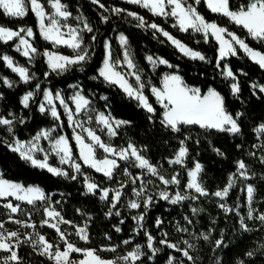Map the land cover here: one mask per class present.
<instances>
[{
    "label": "snow or ice",
    "instance_id": "snow-or-ice-1",
    "mask_svg": "<svg viewBox=\"0 0 264 264\" xmlns=\"http://www.w3.org/2000/svg\"><path fill=\"white\" fill-rule=\"evenodd\" d=\"M202 2L210 12L227 17L232 23L246 30L247 35L253 41L264 45V0H248L246 4L240 5L237 10H232L231 0H194V3H189L188 0H126L128 4L138 5L140 8L147 10L153 17H162L166 20L171 18L173 20L171 26L178 28L182 33L200 34L205 43H209L210 38L215 40L218 44L216 56L217 68H221V62L226 58L238 56L239 49L248 59L258 65L261 70H264V51L254 49L243 38L227 28L221 27L215 21H208L195 6ZM91 3L98 4L105 13L110 11L115 16L125 14L127 17H131L138 22L137 27L145 30H153L154 38L157 34L163 36L182 56L205 63L210 62L203 53L189 47L182 40L165 30L161 25L155 22H147L139 13L119 7L109 9L101 4L100 0H91ZM48 4L54 10L51 13L45 10V5L41 0H0V12L9 18L23 19L28 14L30 5V11L37 19L39 35L42 39L52 44L54 48L57 46L70 48L73 51L72 56L61 55L47 49L41 54L32 43L35 35L31 27L12 29L0 25V42L7 44L15 40L14 50L29 61L37 55H42L45 58L49 70L57 74L68 72L74 67L83 71L84 65L91 61L94 54V49L89 43L85 42V34L91 35V43L94 44L98 39L96 30L86 17L82 15L73 17L69 6L63 3L62 0H48ZM73 18L76 21L75 25L68 22ZM100 19L102 22L107 23L109 16L102 14ZM117 40L121 55L119 57L113 55L111 40L105 38L103 42L104 58L101 66L91 79L102 80L108 86L118 87L127 97L138 101L139 106L148 113H154L155 109L145 95V89L148 88V84L143 79V69L136 63L128 37L120 33ZM145 60L153 70L160 66H166L170 69L174 68L169 61L160 56L147 55ZM0 61L11 72L17 74L21 82L28 84L35 79V73H30L27 67L17 64L11 56L7 54L0 55ZM241 74L246 75L242 70ZM222 75L225 79L230 78L234 81L231 83L230 89L233 96L238 97L241 88L236 74L228 64L223 65ZM44 76L47 78L49 73L45 72ZM133 80L134 84L130 82ZM0 81H2L3 86L8 88L15 86V82L7 77H0ZM162 83V88L151 86L149 90L164 109L161 120V124L164 127L170 128L171 131L177 133L180 132L182 125L199 126L200 129L215 130L228 133L232 136H239L243 133L240 121L244 113L237 111L233 115L229 112L225 106V98L212 87H209L207 92L202 94L200 89L188 87L182 77L175 72L165 74L162 78ZM249 86L252 89L253 96H257L258 93H264V84L253 82ZM71 87L74 89L72 95L65 97L62 91L53 92L48 88L41 89V85L37 83L34 90L27 91L20 98L21 106L27 109L32 103H36L35 97L37 92L42 91L43 98L39 101L38 111L41 114L50 115L54 121L60 122L59 124H54L51 128L40 129L27 141L19 140L14 133L15 123H25L23 117H17L12 112H8L7 115H0V126L6 128L8 135L12 137L10 141H4V144L10 151L17 153L22 160L29 162L33 167L47 170V172L54 176H63L72 180L77 179V174L83 175L82 164L94 169L97 173H102L106 179L113 180L117 170L120 168L118 161L132 163L133 167L144 170V172L143 174L132 176L128 168H124L123 175L128 178V182L135 185L139 181V186L132 188V194L136 198L128 201L127 207L129 209L143 207L147 210L155 202L153 195L149 194L147 189V186L153 184L154 181L143 178L144 175H150L155 177L160 185H163L156 193V196L160 200L176 205L189 199L193 201L198 200L201 196H214L218 198L217 206L226 215L234 213L238 216L240 228L243 231H251L246 224V219L259 220L261 224H264V213L256 214L257 210L253 207L256 188L251 183H245L252 179L256 173L244 159L235 162L236 170L229 174L227 184L222 189H217L212 193L206 189L200 180L203 166L199 162H196L194 167L187 171L188 182L184 187L185 192L188 194H184L181 191L170 193L168 190L170 185L179 186L181 184L180 174L174 173L170 178L167 177L156 165H153L145 158L142 155V150L138 149L132 142H129L126 147L118 148L104 141L97 134L95 128L86 125H91L94 121L100 130L105 131L107 136L111 138L118 135V129L131 122L116 119L110 111L107 113L103 111L98 112L88 96L83 93L80 85H72ZM2 95L0 93V98H2ZM99 99L107 101L108 97L101 95ZM57 102L59 109H63V114L67 118L68 127L73 130L71 139L75 142L78 151V160L80 162H78L77 157L73 154V148L69 138L66 135H53L57 127H61L63 124ZM70 103L74 107H70ZM107 107V104H105V108ZM252 131L256 139L260 141V143H253L252 149L264 152V122L255 125ZM189 139V136H185L184 139L180 140L178 150H176L173 157L168 159L169 165H179L181 168L185 167V159L189 151L186 141ZM42 140L48 141L47 149L41 147L40 142ZM236 147L240 149L242 146L237 144ZM98 149L104 153L102 159L97 158ZM213 150L218 155H223L219 149L214 148ZM39 153H43L42 159L38 158L37 154ZM246 154L258 159L259 163L264 165V154L258 155L257 151H249ZM52 155L59 158L61 165H68L74 174L69 176V172L63 168L50 165L48 161ZM238 181L244 184V188L246 189L248 205L247 217L240 214L239 204L232 207L226 202L230 190L237 185ZM84 187L89 194H96L98 191L99 198L102 201L110 200V207L106 215H121L118 204L121 202V197L127 188V182H120L119 187L115 189L102 188L94 180L85 175ZM7 197H13L17 201H23L30 205H35L37 201L43 202L46 205L43 209L45 219L41 221V227L46 225L53 228L58 234L59 241L63 242L64 248L61 250L58 246L48 242L44 235L35 231L26 234L24 241L20 240V233L17 231L8 232L7 235L3 231H0V252L9 253L6 256H0V264H22V258L18 255V251L15 250L22 243L30 244L40 255L47 256L55 264H137L138 261L140 264H146L147 261L151 260L160 251L154 244L155 237L147 230H144L143 221L147 214L146 211L141 212L138 216H133L132 219L137 225V229L134 231L144 230L146 246L150 254H146L141 250V245L136 244L131 251H128L123 256L117 257L116 260H104L96 254L95 249H81L70 242L66 231H62L60 225H72V222L66 220L51 206V198L39 186H23L0 179V198ZM3 206L10 209L11 213L22 210L19 204L13 205L11 201ZM200 211L201 209L196 207L191 209L194 215ZM184 219L188 224L192 223V220L188 216H185ZM14 222L21 224L22 227H31L33 229L36 227L32 223L18 220ZM121 223H124V221L121 220ZM155 223L157 228H160L163 221L161 218H157ZM73 226L76 228V235L79 239L87 242L89 239L87 223L83 226ZM3 228L4 225L0 222V230ZM115 230L117 232L121 231L119 227ZM177 231L187 232L188 229L178 225ZM199 235L204 240H208L211 232H201ZM167 236L168 234L164 233L163 238L159 240V244L168 249L180 252L190 264H195L196 258L190 254V250L195 245L185 240L184 244L186 248L182 249L177 243L170 242ZM106 238L111 239V237ZM13 239H15V242H10ZM122 243L128 245L132 241L129 239L124 240ZM223 245L224 241L222 238L215 240L216 248ZM54 248L55 250L53 251ZM101 250L114 252L116 248L109 247ZM72 253H81L84 259L78 262L73 261L70 259V254ZM246 255L252 257L255 255V250L247 252ZM167 264H175V257L170 255ZM237 264H244V261L238 260Z\"/></svg>",
    "mask_w": 264,
    "mask_h": 264
},
{
    "label": "trees",
    "instance_id": "trees-1",
    "mask_svg": "<svg viewBox=\"0 0 264 264\" xmlns=\"http://www.w3.org/2000/svg\"><path fill=\"white\" fill-rule=\"evenodd\" d=\"M48 0H41L47 7ZM69 6L73 15L80 14L87 18L96 30L97 41L91 43V35L85 34V42L89 43L94 49V54L89 63L84 65V70L80 71L77 67L72 68L63 74L52 72L47 67L45 58L37 55L32 61L20 55L14 50V41L7 44L0 42V55L7 54L16 62L27 66L30 73H35V79L25 84L19 80V77L11 72L2 61H0V77H7L15 82V86L8 88L2 85L0 81V115H7L8 112L14 113L17 117H23L24 124L15 123L14 133L19 140L28 139L36 134L41 128H50L59 121H54L50 115L41 114L38 111L39 101L42 99V91L37 92L35 100L27 109L20 104V98L29 90H34L37 83L41 89L48 88L55 92L61 90L65 97H68L72 84L81 86L83 93L91 100L92 105L97 111L108 112L120 120H127L131 123L118 129V135L113 137L110 142L117 147H125L132 142L138 149L142 150L145 156L153 165H156L160 171L167 177L174 173L180 174L181 184L177 188L185 191L187 182V171L194 167L196 162L203 166L200 180L206 189L212 193L217 189H222L227 184V178L230 173L235 172V162L244 159L252 168L256 175L246 181L255 186L254 207L257 212L264 210V165H261L258 159L248 156L249 151H257L258 155L264 154L260 150L252 149L253 143H260L253 134L252 129L260 122H264V93L252 95L250 84L253 82L264 84V70L248 59L242 51L238 49V56L228 57L221 62V68L216 67V56L218 44L210 38L209 43L203 41L200 34L182 33L178 28L171 25L173 20H167L162 17H153L147 10L140 8L138 5L126 3L124 0H100V3L111 9L119 7L132 12L139 13L147 22H155L169 31L176 38L182 40L189 47L203 53L209 63L200 60H192L182 56L166 39L157 34L153 37V30H145L137 27V21L125 14L120 16L113 15L110 11L105 13L98 4L91 3V0H62ZM194 3V0H188ZM248 0H231L232 10H237L240 5L246 4ZM198 11L204 15L208 21H215L221 27L234 32L243 38L251 47L264 51V45L253 41L246 30L232 23L227 17L212 13L202 2L195 5ZM109 16L107 23L101 21V15ZM0 25L16 29L20 26L33 28L35 39L33 45L42 54L45 49L56 50L70 53L68 49L62 47H53L49 42L44 41L39 35L36 25V17L30 11L23 19L9 18L0 12ZM123 33L128 37L132 52L135 56L136 63L143 69V78L158 86L163 74L175 72L180 75L184 83L188 86L196 87L204 93L209 87H212L225 98V106L233 115L237 111L243 112L244 116L240 123L243 133L239 136H232L228 133L218 132L215 130L200 129L199 126L182 125L180 132H173L161 124L162 107L157 103L155 97L151 94L149 88L145 89V95L149 103L154 107V113H148L139 106L138 101L127 97L118 87L108 86L102 80H92L91 77L96 74L97 69L101 66L104 58L103 42L105 38L111 40L113 55L119 57L120 46L117 42L116 35ZM163 41V42H162ZM198 41V42H197ZM147 55L160 56L169 61L174 68L160 66L153 70L145 60ZM228 64L236 74L241 92L239 96H233L230 85L234 81L225 79L222 75L223 65ZM241 70L246 75L241 74ZM48 72L49 76L45 78L44 73ZM107 96L108 100L104 101L99 97ZM107 104V108H105ZM61 112L63 124L57 127L53 133L54 136L64 133L73 148V154L78 160V151L75 142L72 141V130L68 127L66 116ZM151 117V119H149ZM10 118V117H9ZM6 136H9L6 128L0 126V172L2 178L21 183L24 186H39L51 199L54 208L66 219L77 225L87 223L89 239L87 242L78 239L75 235H70V239L81 247L94 248L105 257H111L118 253H124L136 244L142 246L144 252L150 254L146 246V237L144 230H147L155 237L154 244L160 251L153 256L152 260L146 264H164L174 251L159 244L163 234L173 232L175 226L185 221L184 217L188 216L192 223L189 227L197 233L195 247L192 256L196 258L195 264H237L238 260H243L244 264H264V224L259 220H247L246 224L251 231H243L240 228L239 218L234 213L225 214L217 206L218 198L214 196L199 197L195 200L193 207L201 209L198 214H193L188 204L183 201L172 205L167 201L160 200L153 196L155 202L149 209L143 207L135 210L127 207V202L131 198L132 184L128 178L123 176L124 168H129L132 176L143 174L144 170L133 167L132 163L119 161L120 168L117 170L113 180L106 179L103 174L82 164L83 175L77 174V179L72 180L63 176H54L47 170L31 166L29 162L22 160L17 153L9 150L4 144ZM185 136L190 139L186 141L188 147V156L185 159V167L179 165H169L168 159L173 157L180 146V140ZM9 138H12L9 136ZM199 141V143H197ZM237 144L242 147L238 149ZM219 149L223 155H218L213 149ZM78 162H80L78 160ZM73 175L69 173V176ZM84 175L90 177L102 188H116L120 182H127V188L118 204L121 212L120 216H108L106 213L110 207V200L102 201L99 198V192L89 194L84 187ZM111 196V193H110ZM59 202V203H57ZM226 202L234 207L240 205V214H246V197L244 184L237 182V185L230 190ZM45 204L37 201L35 205L21 203L20 208L24 213L30 214V217L36 225L35 232L44 235L46 240L55 242L58 239L57 232L48 226L41 227L40 222L45 219ZM79 210V211H78ZM115 211V210H114ZM147 212L143 221L144 230L137 229L136 222L132 219L136 213ZM7 217L6 210L0 205V220ZM90 218V219H89ZM161 218L163 224L160 228L156 226V219ZM121 220L124 223H121ZM119 227L120 232L115 229ZM69 228V227H67ZM211 235L208 240H204L199 234L201 232ZM106 237H111L107 239ZM223 239L224 245L216 248L215 240ZM131 239L132 243L124 245V240ZM103 246H115L116 251H102ZM215 249V251H214ZM18 255L22 258V264H55L47 256H42L28 244L22 243L18 249ZM255 250V255L248 257L247 252ZM9 253L0 252V256H6ZM190 264L189 261H187Z\"/></svg>",
    "mask_w": 264,
    "mask_h": 264
},
{
    "label": "rangeland",
    "instance_id": "rangeland-1",
    "mask_svg": "<svg viewBox=\"0 0 264 264\" xmlns=\"http://www.w3.org/2000/svg\"><path fill=\"white\" fill-rule=\"evenodd\" d=\"M124 1H126V0H124ZM47 7L48 8H46L45 7V10L47 11V12H49V13H51V12H53L54 10L53 9H51V7L49 6V4H48V1H47ZM29 9H30V5H29ZM77 15H80V14H76V15H73V17H75V16H77ZM83 16V15H82ZM70 24H72V25H75L76 24V21H75V19L73 18V19H70L69 21H68ZM36 25H37V29H38V24H37V19H36ZM20 27H27V26H20ZM19 28V27H18ZM17 29V28H16ZM38 31H39V29H38ZM119 34L120 33H118L117 35H116V39H117V37L119 36ZM42 38V37H41ZM45 41V40H44ZM47 42V41H46ZM117 42H118V40H117ZM15 43H16V41H15ZM119 44V43H118ZM57 47H62V48H65V49H68L69 51H71L70 53H65V52H60V51H56V50H49V51H53V52H57V53H59V54H61V55H65V56H72L73 55V51L70 49V48H67V47H65V46H57ZM13 48H14V46H13ZM19 53V52H18ZM20 54V53H19ZM120 55H121V50H120ZM119 55V56H120ZM24 57V56H23ZM33 60V59H32ZM31 60V61H32ZM15 61V60H14ZM16 62V61H15ZM17 64H19V65H21V66H24V65H22V64H20V63H18V62H16ZM24 67H27V66H24ZM28 68V67H27ZM29 69V68H28ZM167 74V73H166ZM17 75V74H16ZM165 74H163L162 75V77H161V80H160V84L158 85V86H156V85H153L150 81H149V79L148 78H143L144 79V81L148 84V88L150 89V87L151 86H155V87H157V88H162L163 87V83H162V78H163V76H164ZM18 76V75H17ZM131 83H133L134 84V80L133 81H130ZM72 85H77V84H72ZM71 85V86H72ZM70 86V88L72 89L71 90V92H70V94H69V96L70 95H72V93H73V91H74V89H73V87H71ZM188 86V85H187ZM188 87H191V88H196V87H192V86H188ZM57 91H61V90H57ZM151 92V91H150ZM207 92V91H206ZM206 92H204V93H206ZM204 93H202V94H204ZM152 94V93H151ZM153 95V94H152ZM154 96V95H153ZM155 97V96H154ZM42 98H43V95H42ZM156 99V98H155ZM158 103V102H157ZM159 104V103H158ZM160 105V104H159ZM161 106V105H160ZM57 107H59V105H58V102H57ZM70 107H74V106H72L71 105V103H70ZM162 107V106H161ZM163 109V108H162ZM63 110V109H62ZM163 111H164V109L162 110V113H163ZM99 112V111H98ZM94 115V114H93ZM81 119H83V117H81ZM86 126H91V127H93V128H95L96 129V131H97V134L98 135H100L101 136V138L104 140V141H106V142H108V143H110L111 144V142H110V140L113 138V137H108L107 136V134H106V132L105 131H101L100 130V128L95 124V122L93 121V123L91 124V125H86ZM51 128V127H50ZM41 129H47V128H41ZM72 130V129H71ZM73 131V130H72ZM59 135H65L64 133H62V134H59ZM59 135H57V136H59ZM6 138V140H11L12 138H9V136H6L5 137ZM32 137H30V138H28V139H25V140H21V141H27V140H29V139H31ZM41 147L42 148H45V149H47L48 148V141H45V140H42L41 142ZM113 146H115V145H113ZM115 147H117V146H115ZM126 147V146H125ZM119 148V147H118ZM37 156H38V158H40V159H42L43 158V153H39V154H37ZM104 157V153L102 152V150H97V158L98 159H102ZM49 164L50 165H52V166H54V167H59V168H63L65 171H67V172H69V173H72V174H74L73 172H72V170H71V168L68 166V165H61L60 163H59V158L58 157H56L55 155H52V156H50L49 157ZM119 162V161H118ZM129 169V168H128ZM94 170V169H93ZM124 172V171H123ZM102 174V173H101ZM123 175V174H122ZM85 176V175H84ZM124 176V175H123ZM145 180H153L154 181V183L153 184H150V185H148L147 186V189H148V193L149 194H151V195H153V196H156V193L159 191V189L160 188H162L163 187V185H160V183H159V181L155 178V177H152V176H150V175H144V177H143ZM0 179H3V180H6V179H4V178H2V176H1V172H0ZM7 181H9V180H7ZM9 182H12V183H17V182H13V181H9ZM187 182H188V176H187ZM187 182H186V184H187ZM18 184H21V183H18ZM22 185V184H21ZM133 185V184H132ZM24 186V185H23ZM139 186V181L137 182V184H135V185H133L132 186V188L133 187H138ZM158 186V187H157ZM119 187V186H118ZM117 188V187H116ZM110 189H115V188H110ZM168 190H169V192L170 193H175L176 191H180L178 188H177V186L176 185H170L169 186V188H168ZM244 190H245V197H246V189L244 188ZM184 194H188L187 192H183ZM192 194H194V193H192ZM136 197H134L133 196V194H132V190H131V198L129 199V200H131V199H135ZM128 200V201H129ZM9 201H11L12 203H13V205H16V204H21V203H26V202H23V201H17V200H15L13 197H7V198H0V205L1 206H3L4 204H6V203H8ZM187 204H188V206H189V208L190 209H192L193 208V203H194V201L193 200H191V199H189V200H186L185 201ZM51 203V206L54 208V206H53V203L52 202H50ZM128 203V202H127ZM46 206V205H45ZM4 207V206H3ZM253 207H254V205H253ZM5 208V207H4ZM247 208H248V205H247V200H246V214L244 215L245 217H247ZM255 208V207H254ZM55 209V208H54ZM5 210H6V214H7V217L5 218V220H0V222H2L3 223V225H4V228L2 229V230H0V231H3L4 232V234L5 235H7V233L8 232H12V231H17V232H19L20 233V240L21 241H24V239H25V236H26V234H28V233H33L34 232V230H33V228H31V227H22L21 226V224H18V223H15L14 221H23V222H27V223H32V224H34V222L32 221V219H31V217H30V214H26V213H24L23 212V210H21V211H17L16 213H11L10 212V209H7V208H5ZM56 210V209H55ZM135 210H137V209H135ZM57 211V210H56ZM259 213H264V210L262 211V212H256V214H259ZM140 213H136L135 214V216H138ZM9 217H11V219H9ZM40 225H41V222H40ZM73 225H75V226H83V225H77V224H75V223H73L72 222V225H67V224H61L60 225V227H61V230L62 231H66V233H67V236H68V239L70 240V242H72L75 246H77V247H79V248H81V249H94V248H88V247H81V246H78V245H76L73 241H72V239H70L69 237H70V235H75L76 237H78L77 235H76V228L73 226ZM180 226V227H182V228H187L188 229V231L187 232H179V231H177V226ZM177 226H175V228L173 229V232L172 233H170V234H168V236H167V239L170 241V242H172V243H177L179 246H180V248H186V245L184 244V241L185 240H187V241H189V243H191V244H193L194 245V243H195V240H196V238H197V233L196 232H194L193 231V228H191V227H189L190 226V224H188L187 222H181V223H179ZM67 227H69V228H67ZM78 239H79V237H78ZM48 241V240H47ZM83 241V240H82ZM10 242H12V243H14L15 242V239H13V241H10ZM48 242H50V243H53L55 246H58L61 250H63V248H64V244H63V242H61V241H59V237H58V239L55 241V242H53V241H48ZM25 244V243H24ZM26 244H28V243H26ZM29 246H30V244H28ZM109 247H114V248H116L115 246H103V247H101V249H104V248H109ZM134 248V246L131 248V249H129V250H126L124 253H118V254H116V255H114V256H111V257H105V256H102L99 252H98V250H96V254L101 258V259H104V260H116V258L117 257H120V256H123V255H125L128 251H131L132 249ZM194 249V248H193ZM193 249H191L190 250V254L192 253V251H193ZM55 250V248L53 249V251ZM141 250L142 251H144L143 250V248H142V246H141ZM172 250V249H171ZM35 251H37V250H35ZM148 251V250H147ZM174 251V254H171V256H173V257H175V264H188V260L185 258V257H183L182 255H181V253L180 252H178V251H175V250H173ZM38 252V251H37ZM149 252V251H148ZM146 254H148L147 252H145ZM192 255V254H191ZM70 259L71 260H73V261H76V262H78L79 260H81V259H84V257H83V255L81 254V253H72V254H70ZM152 259H153V257H152ZM151 259V260H152ZM53 261V260H52ZM168 261V260H167ZM167 261L164 263V264H167ZM54 262V261H53ZM137 264H140V262L138 261L137 262Z\"/></svg>",
    "mask_w": 264,
    "mask_h": 264
},
{
    "label": "crops",
    "instance_id": "crops-1",
    "mask_svg": "<svg viewBox=\"0 0 264 264\" xmlns=\"http://www.w3.org/2000/svg\"><path fill=\"white\" fill-rule=\"evenodd\" d=\"M46 23H47V21H46ZM38 24V23H37ZM120 120V119H119Z\"/></svg>",
    "mask_w": 264,
    "mask_h": 264
}]
</instances>
